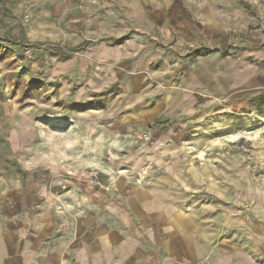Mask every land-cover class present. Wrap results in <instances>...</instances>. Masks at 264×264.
I'll return each mask as SVG.
<instances>
[{
    "label": "rangeland",
    "instance_id": "rangeland-1",
    "mask_svg": "<svg viewBox=\"0 0 264 264\" xmlns=\"http://www.w3.org/2000/svg\"><path fill=\"white\" fill-rule=\"evenodd\" d=\"M143 192L190 264L264 221V0H0V201L70 239Z\"/></svg>",
    "mask_w": 264,
    "mask_h": 264
},
{
    "label": "crops",
    "instance_id": "crops-1",
    "mask_svg": "<svg viewBox=\"0 0 264 264\" xmlns=\"http://www.w3.org/2000/svg\"><path fill=\"white\" fill-rule=\"evenodd\" d=\"M141 195L146 200L137 210L139 220L155 218L157 223L152 229L131 227L133 219L128 214L129 221L108 227L105 220L98 218L84 231L71 232L70 239L47 228L45 223V227L39 223L34 227L25 213L28 204L20 199L0 201V264H190V245L199 250L203 244L205 248V234L190 233V227L182 224L177 229L171 215L174 209L169 213L159 196L145 192ZM169 215L173 217L172 224L167 221ZM42 216L38 213L37 220H43ZM256 223L255 231L245 222L240 225L243 233L236 229L231 234L230 251L222 257L221 264H264V221Z\"/></svg>",
    "mask_w": 264,
    "mask_h": 264
},
{
    "label": "trees",
    "instance_id": "trees-1",
    "mask_svg": "<svg viewBox=\"0 0 264 264\" xmlns=\"http://www.w3.org/2000/svg\"><path fill=\"white\" fill-rule=\"evenodd\" d=\"M199 52H203V53H211L212 50H210V49H208V48H201V49H199ZM170 124H171L170 121H167V120H161V119H157V120L153 123V125H154L155 127H163V128H167V127H169Z\"/></svg>",
    "mask_w": 264,
    "mask_h": 264
}]
</instances>
